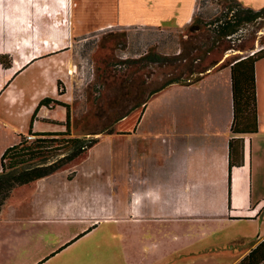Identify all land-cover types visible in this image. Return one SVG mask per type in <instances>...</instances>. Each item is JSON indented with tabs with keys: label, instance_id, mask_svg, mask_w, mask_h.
<instances>
[{
	"label": "crops",
	"instance_id": "0c3cea01",
	"mask_svg": "<svg viewBox=\"0 0 264 264\" xmlns=\"http://www.w3.org/2000/svg\"><path fill=\"white\" fill-rule=\"evenodd\" d=\"M198 3L0 0V57L5 61H0V115L17 107L25 118L24 127H20L0 116V172L5 150L17 142L18 134L28 132L41 100L51 97L69 103L65 83L73 77V56L78 46L86 45L83 40L87 36L121 27L127 30L131 49L150 42L157 30H178L190 24ZM260 62L255 66L259 130L239 136L244 144L241 166L231 165L232 75L229 65H221L196 82L167 86L121 119L116 132L102 134L98 143L71 165L17 186L0 213V264L16 255L7 253L17 249H8V238L20 248L25 238L28 242L40 231L47 233L56 222L77 225L76 230L64 231L68 237L56 247L28 263L34 264L77 234L91 230L102 216L111 222L114 210H119L120 191L122 196L126 192L128 218L133 220L128 226L131 234L140 231L137 223L155 218L163 223V232L172 231L174 225L178 231L198 234L195 238L200 227L215 233L226 229L225 222L257 223L262 231L264 193H256L255 181L257 153L264 148V65L260 67ZM34 66L38 79L30 92L26 81L18 77ZM60 82L66 89L63 94ZM53 106H42L38 113L48 116L42 110L52 111ZM39 124L36 119L35 131H57ZM95 148L101 149L94 153ZM262 234L236 264L264 239Z\"/></svg>",
	"mask_w": 264,
	"mask_h": 264
},
{
	"label": "rangeland",
	"instance_id": "374dc122",
	"mask_svg": "<svg viewBox=\"0 0 264 264\" xmlns=\"http://www.w3.org/2000/svg\"><path fill=\"white\" fill-rule=\"evenodd\" d=\"M250 9L259 12V15L248 21ZM218 18L219 21H215ZM238 24V31L231 34V27H237ZM139 32L136 31V34L142 35ZM87 37L88 39L83 40L86 45L78 46L73 56V77L65 83L69 90V103L66 104L70 107L72 135L83 136L91 132L87 133V137L93 138L105 134L104 131L112 126L126 109V105H129L130 96L124 93L128 80L131 83L135 76L147 78L146 85L151 81L160 83L167 75L181 69L178 64L186 63L183 56L174 60L171 57L162 66L154 62L147 65L134 64L132 58H140L148 52L177 56L185 45L186 52L193 54L194 46L205 51L210 49L202 57L207 56L204 60L206 65L212 64L210 70L227 64L264 45V0H199L198 10L190 24L178 30H157L150 42L142 45L135 43L131 49L128 48L127 30L121 27L105 28ZM156 40L158 41L155 42ZM172 60L175 61L173 65L168 63ZM263 60L264 58L260 60L262 62L259 61L260 67L264 65ZM198 61L200 59L195 62ZM36 72L37 68L34 66L18 77L19 81H26L24 83L29 85L30 92L33 90V83H37ZM3 102L7 103L5 99ZM53 104L52 111L42 110L48 116L37 114L36 119L40 121L38 126L64 131L67 129L64 125L66 110L62 105ZM6 112L0 116H6L20 127L25 124V118L20 115L17 107ZM100 131L103 132L99 133ZM100 149L95 148L94 153ZM255 181L256 193H264V148L257 153ZM247 184L250 186V177H247ZM125 193L122 196L120 191L121 199L117 206L119 210H114L116 216L111 222L102 216L103 220L93 225V229L88 228L77 234L34 264H77L85 261L86 264H236V259L264 233V228L261 231L257 223L246 221L235 225L225 222L223 226L226 229L216 230L215 233L206 227H200L199 236L195 238L198 234L192 236L178 231L174 225L171 226L172 231L163 232V223L155 218L137 223L140 231L131 234L128 230L131 222ZM63 223L56 222L55 228H49L47 233L40 231L37 237L28 242L25 238L23 247L19 244L20 248L8 238V249L11 246H16L17 249L7 250L9 254L16 253L14 257H9L7 264H28L48 253L61 239L68 237L64 231L77 229L75 224L68 227Z\"/></svg>",
	"mask_w": 264,
	"mask_h": 264
},
{
	"label": "trees",
	"instance_id": "16d2710c",
	"mask_svg": "<svg viewBox=\"0 0 264 264\" xmlns=\"http://www.w3.org/2000/svg\"><path fill=\"white\" fill-rule=\"evenodd\" d=\"M249 13L248 21L259 15V12L253 9H250ZM215 21H219V18L215 19ZM238 29L239 24L237 27H231L229 32L233 34ZM216 31L218 32L219 29H216ZM192 48L195 50V54L186 52V46L183 45L182 51L177 56L148 52L140 58H132L134 64L143 63L147 65L154 62L162 66V63H165V60L169 61L171 57L174 60V58L180 59L183 56L186 63L183 65L178 64L181 69L167 75L160 83L151 81L149 85H146L147 78L135 76L132 77L131 83L128 80L124 93L130 96L129 105H126V109L115 119L112 126L104 131L105 134L116 132V124L121 119L145 104L153 95L167 86L174 83H192L205 77L211 71L212 64L206 65L204 60L207 56L205 58L202 57L211 50L205 51L199 46ZM262 58H264V45L249 54L237 57L224 64L231 67L234 100V119L231 127L233 137L230 142L232 167L241 166L244 161L243 138L239 136L255 134L259 130L255 66ZM197 59H200V61L195 62ZM173 60L168 63L173 65V62H175ZM0 61L5 63L4 57H0ZM60 85L62 86V82H60ZM63 93L64 89L60 88V94ZM53 103L66 108V123L64 125L67 129L64 131H35L34 123L40 107L50 106ZM70 128L69 104L51 97L42 99L33 114L28 132L26 134H18L17 142L9 146L2 156L0 213L17 186L31 183L53 174L87 153L99 141V137H87V133L91 132H87L83 136H74ZM102 132L100 131L99 133ZM239 264H264V239L246 254Z\"/></svg>",
	"mask_w": 264,
	"mask_h": 264
}]
</instances>
